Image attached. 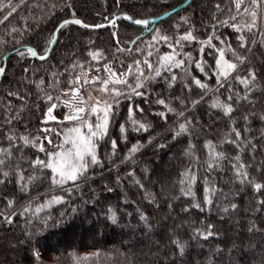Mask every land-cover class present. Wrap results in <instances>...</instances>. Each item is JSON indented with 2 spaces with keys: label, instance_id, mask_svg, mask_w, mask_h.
<instances>
[{
  "label": "trees",
  "instance_id": "trees-1",
  "mask_svg": "<svg viewBox=\"0 0 264 264\" xmlns=\"http://www.w3.org/2000/svg\"><path fill=\"white\" fill-rule=\"evenodd\" d=\"M185 1L0 0V17L19 2L0 20V68L3 57L16 50L0 81V264H48L47 255L58 264H264V189L253 187L264 185V29L246 27L255 7L251 0H244L239 11L235 0H191L170 12ZM66 19L89 27L69 23L60 28L43 60L27 53L32 48L44 56L56 27ZM137 19L148 25L132 23ZM189 30L197 39L178 45ZM209 36L215 47L202 43ZM216 49H225L230 62L238 63L233 53L246 58L223 87L214 74ZM89 53L101 55L94 59ZM168 54L184 61L183 66L162 68L155 77L160 58ZM105 62L117 70L131 66L127 81L132 86L139 71L154 78L138 89L143 96L133 95L128 85L110 86L124 95L115 98L119 104L113 105L108 132L96 144L100 163L90 164L72 184H53L51 169L31 166L48 156L20 138H39L52 153L49 140H61V125L70 123L59 106L64 91L78 73ZM250 71L256 80L245 88L235 77H247ZM173 74L177 79L170 87ZM217 102L231 105L232 112L225 115L222 107H212ZM53 104L56 119L46 120ZM133 121L149 125L147 131L136 130L139 124ZM181 123L186 131L177 135ZM47 125L55 128L52 134L43 129ZM134 145L139 150L132 154ZM213 151L225 158L217 162ZM237 156L251 183L236 176ZM30 175L38 179L28 182ZM189 186L191 195L186 194ZM206 197L211 203H205ZM8 201H13L11 208ZM208 230L214 233L208 239L198 235Z\"/></svg>",
  "mask_w": 264,
  "mask_h": 264
},
{
  "label": "snow or ice",
  "instance_id": "snow-or-ice-1",
  "mask_svg": "<svg viewBox=\"0 0 264 264\" xmlns=\"http://www.w3.org/2000/svg\"><path fill=\"white\" fill-rule=\"evenodd\" d=\"M252 5H254V9L249 13L252 17V21L251 23L247 24L246 27L249 31L252 30L253 27L256 26V16H257V12L255 11V8H258L260 6L261 3H264V0H251ZM244 4V0H235V8L237 11H239L242 7V5ZM220 5H217V8H219ZM245 12H249L248 8H244ZM8 17H5V19H7ZM125 19H129L131 20V17H124ZM231 19H235V17H231ZM133 23L137 24V25H144L147 26L148 25V21L147 20H141V19H137V20H133ZM185 22H187L185 20ZM69 23H74L77 25H81L82 27H89V25L83 24L82 21L78 20V19H73L71 21H65L64 24H62L60 27L63 28L65 27L67 24ZM221 23H227L225 22H221ZM233 27L236 28L237 31L240 30V26L237 25H232ZM96 27H103V25H97ZM59 31V29L57 30ZM156 39V38H154ZM160 39H163L165 41H167L169 39V37L167 36H161ZM197 38L192 34L191 30H189L188 32H186L185 34L181 35L179 37V39L177 40V44L179 45L181 41H188L191 42L193 40H196ZM213 39V36H209L208 40L206 42H202V43H206L208 47H215L211 41ZM242 43L240 45V47H245V44L243 43V37L239 38ZM55 40L53 39L52 43H54ZM231 49V46H228V50ZM219 52V57L216 59V65H217V71L214 73L217 77V83L220 85V87H223V82L221 81V77L223 78V80H228L229 77L231 76V74L233 72H235L238 69L239 64H243L245 62V57L243 56H238L235 53H233V55L235 56L236 61H238V63H233L230 62L228 60H224V53H225V49H216ZM201 51H203V48H201ZM27 53H29L32 57H36L37 56V52L35 50H33L32 48H27ZM19 55L23 56L24 53L20 52L18 53ZM89 55L93 56V58L95 59L97 56L101 55L100 53H89ZM46 57L41 55L39 56V59L43 60ZM190 59V57H189ZM160 60L162 61L160 67H157L154 69V74L155 77H160L161 76V69L163 68L165 71H170L172 67H176V68H181L184 64V61H177L174 58L173 54H168V55H164L160 58ZM145 64L148 65V68L151 70L152 69V65L148 63V61H144ZM137 67H139L140 62L137 61L136 62ZM196 65L198 68L201 69V71H203V68L201 67L199 62H196ZM105 69L109 72H111V69L106 65ZM4 69L0 68V73H3ZM132 68L131 66H129V71L127 74L125 73H121L120 77H123L125 75H132ZM111 75L113 77H115L117 74L116 73H111ZM154 77L152 76H146L145 73L143 71H139V73L137 75H135V79H136V83L134 86L129 85L128 81L126 79L123 78H117L111 81V83L113 84H123V85H128L131 89H132V94L136 95V96H143L144 93L138 91V89L145 87V83L144 81H151ZM177 79L176 75H172L171 76V80L169 81V86L171 87V81H175ZM235 79H237L241 84H243L245 86V88H248L249 85H251L255 80H256V73L254 71H250L247 75V77H240V76H236ZM88 81H85V83H87ZM198 87H200L201 89H207L208 85L202 83L200 80L198 79H194L193 81ZM109 81H103L102 84L104 85V87H102L100 90L101 91H108L107 89V85H108ZM112 92L113 95V99H114V103L115 104H119V100L115 99L116 97H119L121 95H124V93L122 91H120L119 89H111L110 90ZM65 95H68V93H64ZM72 97L76 100V103L73 105L74 111L73 114H70L68 116L65 117V120H76L80 123L81 126L86 127L88 129L87 134L82 133L80 127H74L68 130V133L66 135V139H65V143H70L71 144V148L70 149H66L62 152H55V153H51V152H47L44 145L42 143H40L39 145H37V142L39 140V138H36V141L30 139L27 136L21 137L20 139L23 140L25 146L31 145L33 147H37L38 146V150L40 152H45V154L48 156V160L44 161L41 160L40 158H37L35 161L32 162V168L33 169H51L52 171V183L56 184V185H63L66 181H76L78 179L79 176L84 175V173L87 171L89 165H96L99 164L100 161L97 157L96 154V141L98 140H102L104 138V136L107 134L108 132V126H109V117L113 114L112 109H113V105L109 104L107 101H103V108H99L97 107L98 104L101 103V101L97 100L96 104H92L90 105V111L86 112L85 107L80 106L82 104H87V101L84 100V98L82 96H79V89L74 88L72 89ZM247 98V97H245ZM53 97L52 96H48V100H52ZM93 99V97L89 96V100ZM229 100L232 99L231 96L228 97ZM65 103L67 104L68 101H65ZM158 103L160 104H164L165 101L163 99L158 100ZM198 103V101L196 102ZM56 105L53 104L51 107H49L48 109V113L46 114L48 116L49 119L55 120L56 118L54 116L51 115L53 108H55ZM212 107H222L224 110V114L228 115L229 113L232 112V107L231 105H221L219 102L215 103L212 105ZM140 111H143V109H139ZM103 112L102 117L98 116L97 117V122L95 123H90L87 119L88 116L90 115H94V114H98L99 112ZM169 111H174L173 109L169 108ZM133 115V109L130 108L129 109V117L131 118ZM161 116H163V113H160ZM178 115H183V113H178ZM133 123H138L139 127L136 130H144L147 131L149 125H146L144 123H139L137 121H133ZM45 131H51V129H45ZM125 131V126L121 125V132L123 133ZM186 131V124L185 123H181L179 125V132L177 133V135H179L180 133ZM235 131V130H234ZM240 133L236 132V137L239 138ZM175 138V137H174ZM9 140L12 139V137L10 136L8 138ZM49 143L51 144L52 141L49 140ZM208 147H210V145H206ZM59 147L63 148V144L60 145ZM112 147L113 149L116 148V141H112ZM160 147H164V145H160ZM139 150V146L138 145H134L131 149L130 152L132 154L136 153ZM90 157V160H86L85 157ZM213 159L216 160L217 162L221 159H224L225 156L223 153H217L215 151H213L212 153ZM237 163L233 165V167L236 170V176L240 178V182L244 183L245 181H248L251 183L249 176L247 174L246 171H244L243 169L246 167L242 162H240L239 160V156H237L236 158ZM4 164V160L0 159V165ZM209 168L213 167V164H209L208 165ZM4 176L8 175V172H4L3 173ZM131 175V173H130ZM186 179L188 180H194L195 177L194 176H187V174H185ZM20 180H25V176L20 175L19 177ZM36 179H38L37 176H28L27 177V181L28 182H32L35 181ZM3 181H0V183H2ZM183 183V181H182ZM253 187L254 189L259 192L261 191V189H264V185L260 184V183H253ZM27 188V183H25V185L22 187V191L25 190ZM212 191H214V189H212ZM188 195H191V187L189 186L187 189V193ZM59 197H56L55 200L58 202L59 201ZM205 203H211V200L207 199V197L205 198ZM260 203L262 205H264V201H260ZM13 205V201H8V205L7 207L11 208ZM193 207L199 208L200 205L199 204H194ZM232 209L236 208L235 204L231 205ZM187 211V209H185ZM28 209L25 208L24 212H27ZM225 211H227V209H225ZM16 213L13 212L12 215H15ZM0 216H3V212H0ZM112 221L115 223V215L113 214L111 217ZM4 219L8 222L11 223V216H4ZM143 219V217H142ZM214 233L211 230H208L206 232H198V235L203 238V239H208L209 236H212ZM174 243L177 245V247L179 248V250L181 252H183V245L179 242V241H174Z\"/></svg>",
  "mask_w": 264,
  "mask_h": 264
},
{
  "label": "rangeland",
  "instance_id": "rangeland-1",
  "mask_svg": "<svg viewBox=\"0 0 264 264\" xmlns=\"http://www.w3.org/2000/svg\"><path fill=\"white\" fill-rule=\"evenodd\" d=\"M257 10L259 12V15L257 18L256 27H257L258 32H260L261 29H264V3H261L260 6L257 8ZM4 14L0 17V20L6 17L9 13H6L5 16ZM218 57H219V54L217 58ZM224 60H228V57L224 56ZM106 65L111 69V72L105 69ZM128 71H129V68L124 69V70H117L111 62H105L101 65H96V66H92L91 68L85 69L82 73H78L75 77V80L72 86L69 89L64 91V93H68V95L63 94V97L61 98L59 102V106L62 107L64 110L63 120H65L66 116L73 114V111H74L73 105L76 103V100L72 97V89L74 88L79 89V96H82L84 100L87 101V104L80 105V106L85 107L86 112L90 111V105L96 104L97 100L101 101V103L97 105V107L101 109L103 108V103H102L103 101H107L109 104L115 105L113 102L114 99H113L112 92L110 91L112 88L110 86L112 85L117 86L121 84H113L111 83V81L117 78H123L127 80L130 75H125L123 77H120V74L121 73L127 74ZM216 71H217V65L215 62L214 72ZM111 73H116L117 75L113 77ZM216 79L218 80V77ZM220 79L222 82L224 81L222 77ZM106 80L109 81L107 85L108 91H101L100 89L104 87L102 82ZM85 81H88V82L85 83ZM89 96L93 97V99L89 100ZM65 101H68V103L66 104ZM102 115H103V112L101 111L98 114L88 116L87 119L90 123H95L97 122V117L98 116L102 117ZM46 120H51V119H49L47 116ZM67 121L70 123L61 125V129L62 128L64 129L63 132L61 131V140L53 141L51 144L54 147V151L52 153L62 152L72 147L70 143L64 142L69 129L74 128V127H80L82 133L87 134L88 132V129L86 127L81 126L78 121L76 120H71V121L67 120ZM43 129H51V131H49L51 134L55 131V128L51 125H47ZM59 137H60V134H59ZM98 141H96V144ZM40 143H42L41 139L39 140L38 145ZM62 144H63V148L59 147ZM66 182L71 183V184L74 183V181H71V180L66 181ZM251 215L252 214H249V217ZM44 259L47 261L48 264H58V261L52 256L47 255L44 257Z\"/></svg>",
  "mask_w": 264,
  "mask_h": 264
},
{
  "label": "water",
  "instance_id": "water-1",
  "mask_svg": "<svg viewBox=\"0 0 264 264\" xmlns=\"http://www.w3.org/2000/svg\"><path fill=\"white\" fill-rule=\"evenodd\" d=\"M190 1H191V0H186L184 3L178 5L177 7H175L174 9H172L170 12L172 13V12H175V11H177V10L183 8V7H184L185 5H187ZM19 2H20V1H19ZM19 2H18V3H19ZM18 3H16V4H18ZM16 4H15L12 8H10L6 13H8L11 9H13V8L16 6ZM6 13H5V14H6ZM5 14H4V16H5ZM4 16H3V17H4ZM71 20H73V19H66V20L60 22L59 25L56 27V29H55V31H54V34H53V37H52V40H51V43L49 44V46H48L47 49H46V52H45V55H44L45 57H47V56L49 55L51 49L53 48V46H54V44H55V42H56L57 33H58L57 30L61 28L60 26H61L62 24H64L65 21H71ZM112 21H113V20H111L109 23H112ZM132 23H133V22H132ZM134 24H135V23H134ZM53 39L55 40L54 43H52ZM13 52H16V50L11 51L10 53L6 54V55L3 57V59H2V60H3V64H2V68H3V69H4V67H5V64H6V61H7L8 56H9L10 54H12ZM36 58H39V56L37 55ZM2 75H3V73H0V81H1Z\"/></svg>",
  "mask_w": 264,
  "mask_h": 264
}]
</instances>
